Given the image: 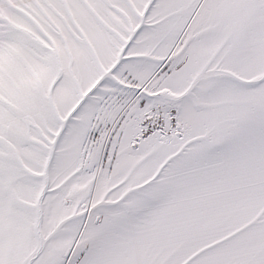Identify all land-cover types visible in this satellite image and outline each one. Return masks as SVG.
<instances>
[{"label": "snow or ice", "instance_id": "1", "mask_svg": "<svg viewBox=\"0 0 264 264\" xmlns=\"http://www.w3.org/2000/svg\"><path fill=\"white\" fill-rule=\"evenodd\" d=\"M0 264H264V0H0Z\"/></svg>", "mask_w": 264, "mask_h": 264}]
</instances>
